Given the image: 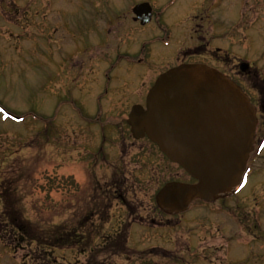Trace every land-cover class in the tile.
Returning a JSON list of instances; mask_svg holds the SVG:
<instances>
[{"label":"rangeland","instance_id":"374dc122","mask_svg":"<svg viewBox=\"0 0 264 264\" xmlns=\"http://www.w3.org/2000/svg\"><path fill=\"white\" fill-rule=\"evenodd\" d=\"M145 1L153 7V20L140 27L129 16L121 19L119 33L110 37L113 48L104 52L89 33L91 22L86 15L95 10L86 0H0V264H184L182 255L188 250V264H223L228 254L220 245L230 241L227 249L231 247L237 262L264 263V242H249L250 232L245 227L249 220L247 224L256 226L258 222L264 230V150L251 158L253 175L240 194L244 196L241 200L228 198L209 205L195 202L188 212L172 218L152 209L154 192L167 180L189 182V178L155 149L150 150V162L140 163L144 169L134 180L117 184L111 177L115 167L111 163L120 160L116 152L102 168L95 167L92 175L77 176L78 188L71 182L70 174L80 172L83 166L93 168L91 163H75L72 130L78 125L105 126L126 116L123 110L100 111L98 105L105 106L115 87H121L120 75L128 74V67L141 57L140 50L153 48L154 54L164 53L172 59L182 47L192 45L185 24L192 3L200 4V0H103L99 10L114 19ZM230 10L237 21L241 17L238 27L247 23L243 25L246 29L236 30V38L224 34L219 41L214 39L217 46L227 50L232 60L235 56L255 60L264 76V0H233ZM102 36L97 35V43ZM73 42H85L91 50L82 52ZM116 43L120 46L117 59L104 62V53L106 59L109 53H116ZM68 49L75 53L70 60L75 66L69 68L64 59ZM58 62L65 66L59 79ZM157 62L149 59L137 71L150 75L148 69ZM150 80V76H141L143 92ZM134 96L127 93L123 107ZM253 97L254 103L260 101L257 94ZM258 116L264 135V111H258ZM85 216L82 227L74 226V219ZM165 222L176 225L145 228ZM73 227L78 228L79 237L84 236L78 247L68 234ZM124 230L128 248L123 255H112L108 244L119 239ZM54 238L59 247L69 244L76 249L55 250L51 246ZM169 240L179 242L172 248Z\"/></svg>","mask_w":264,"mask_h":264},{"label":"water","instance_id":"95a60500","mask_svg":"<svg viewBox=\"0 0 264 264\" xmlns=\"http://www.w3.org/2000/svg\"><path fill=\"white\" fill-rule=\"evenodd\" d=\"M139 15L142 24L149 20V13ZM127 124L135 139L147 137L197 180L168 183L156 195L162 210L180 213L191 201H214L237 184L256 120L247 97L226 77L202 65H181L156 79L145 107L133 106Z\"/></svg>","mask_w":264,"mask_h":264},{"label":"flooded vegetation","instance_id":"af4514ba","mask_svg":"<svg viewBox=\"0 0 264 264\" xmlns=\"http://www.w3.org/2000/svg\"><path fill=\"white\" fill-rule=\"evenodd\" d=\"M103 0H86L87 5L92 9L95 10V13L91 15V11L87 13L86 17L87 20L91 22V27L88 28L90 31L89 33L93 35V39L96 41V46H100L101 50H110L112 49V42L110 37L111 34L119 33L121 29V22L120 20H125L129 16L131 21L134 24L139 25L140 27H144L148 25L153 18L156 16L153 12V7L151 6L150 11V20L148 23L142 25L140 23V19L135 17L130 10L125 11L122 14H118L114 19L107 16L104 12L99 10V5ZM113 2V0H110ZM201 3H192V10L187 15V22H186V34L190 35V39L192 40L191 47H182V49L175 54V56L171 58H167L164 53L154 54L153 48L150 49H141L144 53L143 60L137 59L133 66L128 67L126 75L120 76L118 79L121 81V87H115V91L111 92L110 95L106 98L105 106H99L98 109L101 110H108V112L114 111H122L125 107L122 100H126L125 97L127 93L129 96H134L132 99L133 101L130 102L128 99L129 109L134 104H142L144 103V99L146 96V92H143V84L144 82L140 83V78L142 75L150 76L151 79L148 82V87L145 91L151 87L153 81L156 79L158 75L163 73L164 71L178 66L182 64H203L210 68H216L220 70L223 74L227 75L228 77L234 79L235 82L239 84H244L247 87V91L254 94H259L262 97L261 101L259 102L257 107L261 112L264 111V106L262 103L264 102V86H262V91L258 90V85L256 83L262 81L258 66L254 62H249V60L244 57H233L234 60L231 59L230 53L227 50H223L221 47L217 46L214 39L219 41L223 38V35H232L234 38L237 37L236 30L243 29V25L238 27V23H241V17L237 21V16L233 14L232 10H230V4L233 0H200ZM146 2V1H145ZM92 4V7H91ZM246 22V21H245ZM240 25V24H239ZM102 34V41L101 43H97V35ZM72 36L75 37L74 34ZM230 37H228V40ZM74 45H78L80 50L84 48V43L82 42H73ZM166 43L163 44V46ZM87 45H89L87 43ZM115 49L119 50L120 46L118 43L114 44ZM126 45V43H124ZM162 45V44H160ZM220 45H222L220 43ZM90 48V46H88ZM228 49V48H225ZM145 50V51H143ZM69 53L67 54L68 58H64L65 61H69L70 65L67 64V67L75 66L73 64V58L75 54L74 52H70L71 50L68 49ZM155 55V56H154ZM107 58V56H105ZM149 59L157 60L156 66L154 68L148 69L150 75H146L144 73H139V67L144 68L145 61ZM71 60V61H70ZM142 61V62H141ZM247 63V67H245L244 71L241 64ZM59 65V72H58V79L63 76V72H65V66L63 63L58 62ZM220 66V69L219 67ZM224 68H222V67ZM227 67V69H226ZM137 68V69H136ZM75 70V67L71 68V71ZM60 74V75H59ZM157 74V75H156ZM154 76V77H153ZM135 87V89H134ZM131 89H134L131 91ZM137 92V94H134ZM101 99V98H100ZM122 105V106H121ZM127 106L125 109H127ZM124 115V114H123ZM259 128L261 130L259 132ZM262 126L260 127L259 123L256 128V139L259 140L262 138ZM77 129V130H76ZM72 131V134L75 139H73V148L72 151L76 155L75 163L82 162L83 159L91 157L90 159H86V164H93V168L88 170V166H83L80 168V172H74L77 176L88 177L87 175H92L94 173L93 169L95 167L102 168L101 165L108 163V159L115 155L118 152L120 160L114 161L115 163H111V166L114 164L113 170H111V177L116 179L117 184H122L125 179L134 180L138 173L144 169L140 165L142 163L145 165V162H150L152 158L150 150L152 148L150 143H147L146 139L141 140H134L129 131V127L126 125L125 119L122 117L120 122H112L107 123L105 126H100L98 124H94L91 127H77ZM79 138V142L78 139ZM142 143L146 144V147L142 146ZM141 144V145H140ZM93 150L94 152L90 151ZM255 149V145H254ZM255 151V150H254ZM255 154H258L257 150ZM84 165V164H83ZM75 183V182H74ZM114 183V185H116ZM134 184V182L132 183ZM77 201V199H74ZM154 204L152 203V209L155 211ZM129 210H127L128 212ZM86 216L80 218L79 220H75L76 225H80L83 221H86ZM169 223V221H167ZM249 220L246 221L247 229L250 231L252 229H256L258 227V222L256 226L253 223L247 224ZM176 223H174V226ZM172 226V224H163L161 225H153L149 224L148 227L150 229L160 228V229H167L168 227ZM260 227V226H259ZM171 242V240H169ZM179 241L171 242L172 248H175L174 244L176 245ZM182 252V251H181Z\"/></svg>","mask_w":264,"mask_h":264},{"label":"trees","instance_id":"16d2710c","mask_svg":"<svg viewBox=\"0 0 264 264\" xmlns=\"http://www.w3.org/2000/svg\"><path fill=\"white\" fill-rule=\"evenodd\" d=\"M56 240H58L57 238H54V244L51 243V246H55V245H58V243H56Z\"/></svg>","mask_w":264,"mask_h":264},{"label":"snow or ice","instance_id":"6c2138e0","mask_svg":"<svg viewBox=\"0 0 264 264\" xmlns=\"http://www.w3.org/2000/svg\"><path fill=\"white\" fill-rule=\"evenodd\" d=\"M0 112H3V109H0ZM239 190V189H238Z\"/></svg>","mask_w":264,"mask_h":264}]
</instances>
